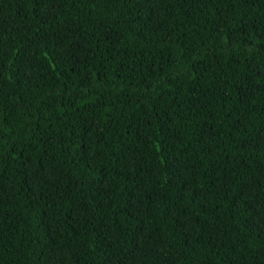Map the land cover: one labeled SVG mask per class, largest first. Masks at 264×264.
Returning a JSON list of instances; mask_svg holds the SVG:
<instances>
[{
    "label": "trees",
    "instance_id": "trees-1",
    "mask_svg": "<svg viewBox=\"0 0 264 264\" xmlns=\"http://www.w3.org/2000/svg\"><path fill=\"white\" fill-rule=\"evenodd\" d=\"M0 264H264V0H0Z\"/></svg>",
    "mask_w": 264,
    "mask_h": 264
}]
</instances>
